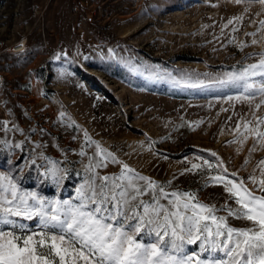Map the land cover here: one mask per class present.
Masks as SVG:
<instances>
[{
    "label": "rangeland",
    "instance_id": "374dc122",
    "mask_svg": "<svg viewBox=\"0 0 264 264\" xmlns=\"http://www.w3.org/2000/svg\"><path fill=\"white\" fill-rule=\"evenodd\" d=\"M261 21L258 0H0V176L21 193L77 204L86 179L119 176L127 164L166 192L195 193L226 216L225 206L237 205L213 176L226 168L250 190V177L264 179V140L254 133L264 132V97L256 91L264 77L250 79L251 101L243 87L220 83L259 63ZM97 143L122 163L109 157L87 172L106 155ZM193 163L201 168L186 171ZM11 219L25 225L24 234L41 230L38 218ZM150 227L139 242H156ZM202 241L185 242V254L228 260L209 245L201 252Z\"/></svg>",
    "mask_w": 264,
    "mask_h": 264
},
{
    "label": "snow or ice",
    "instance_id": "6c2138e0",
    "mask_svg": "<svg viewBox=\"0 0 264 264\" xmlns=\"http://www.w3.org/2000/svg\"><path fill=\"white\" fill-rule=\"evenodd\" d=\"M241 2L236 0V3ZM258 2L264 5V0ZM260 23L264 27V21ZM260 55L258 64L248 65L239 74H229L228 79L220 83L241 86L249 93L244 99H254L255 93L251 90L255 84L249 81L252 77H264V53ZM256 91L264 97V81ZM260 103L264 104V99ZM258 119L264 124V118ZM254 133L264 140V132L254 130ZM85 138L96 143L86 132ZM96 149L106 153L98 143ZM80 155L85 153L81 151ZM109 157L113 163H122L107 152L95 164L90 161L86 171L94 173L96 168L106 167L103 161ZM204 164L212 167L208 161ZM260 165L264 166V160ZM200 168V164L193 163L186 171ZM227 171L223 168L224 174L212 177L237 205L234 208L226 205V216L217 215L220 209L199 200L195 193L166 192L158 182L135 173L127 164H123L119 176L93 174L86 179L77 189L80 201L77 204L46 201L35 193H21L10 179L0 176V225L21 230V234L15 230H0V264H264V194H255L257 190L264 193V179L257 183L255 177H250L256 185L250 190L245 181L229 179ZM55 174L53 171V176ZM261 176H264V168H261ZM145 196L152 202L141 199ZM162 199L167 200V205L161 203ZM13 217L38 218L41 230L24 234L25 225H17ZM229 217L248 223L235 227L229 223ZM146 224L155 225L147 229L148 235L155 233L154 243L144 244L137 239ZM202 237L201 252L207 251L205 245H209L214 251H224L228 260L209 262L201 260L198 253L185 254L184 243L195 244Z\"/></svg>",
    "mask_w": 264,
    "mask_h": 264
},
{
    "label": "bare ground",
    "instance_id": "6f19581e",
    "mask_svg": "<svg viewBox=\"0 0 264 264\" xmlns=\"http://www.w3.org/2000/svg\"><path fill=\"white\" fill-rule=\"evenodd\" d=\"M19 47H21V48L18 49V50H16V52H22V51L25 50V48H24V44L19 45Z\"/></svg>",
    "mask_w": 264,
    "mask_h": 264
},
{
    "label": "trees",
    "instance_id": "16d2710c",
    "mask_svg": "<svg viewBox=\"0 0 264 264\" xmlns=\"http://www.w3.org/2000/svg\"><path fill=\"white\" fill-rule=\"evenodd\" d=\"M110 42L114 43V44H118L121 43V41H115L113 38H109Z\"/></svg>",
    "mask_w": 264,
    "mask_h": 264
},
{
    "label": "built area",
    "instance_id": "2783aa9c",
    "mask_svg": "<svg viewBox=\"0 0 264 264\" xmlns=\"http://www.w3.org/2000/svg\"><path fill=\"white\" fill-rule=\"evenodd\" d=\"M3 43L2 42H0V54H1V52L3 51Z\"/></svg>",
    "mask_w": 264,
    "mask_h": 264
}]
</instances>
